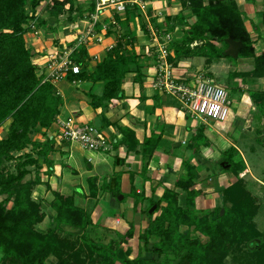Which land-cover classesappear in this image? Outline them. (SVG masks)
Listing matches in <instances>:
<instances>
[{"label":"crops","instance_id":"crops-1","mask_svg":"<svg viewBox=\"0 0 264 264\" xmlns=\"http://www.w3.org/2000/svg\"><path fill=\"white\" fill-rule=\"evenodd\" d=\"M71 1L74 2L71 15L60 18L51 16L50 7L53 0H43L33 13L35 19L32 21H36L39 34L31 31L25 36V40L27 48L32 50L34 65H40V74L45 71L51 56L78 50L81 39L87 36L89 29L94 26L95 34L101 38V42L90 38L92 42L85 46L88 52L87 70L93 72L96 64L106 57L107 52L121 43L129 55L135 53L141 58L143 77L140 81H135L136 74H131L123 85L125 98L113 100L107 108L97 110L91 106L87 96L93 86L90 81L65 80L54 84L63 99L58 117L66 120L76 113L81 122L93 125L113 142L112 150L105 154L96 152L89 155L92 151H87L81 146L78 148L68 142L59 143L55 137L58 125L54 124L48 131L51 138L55 137L53 148L46 159L40 160L42 169L39 176L43 184L33 190V199L48 205L54 200L55 193L74 196L76 206L91 216L93 224L85 231L90 240L103 245L118 244L119 246L115 247H119L121 255L130 260L138 257L157 260L158 256L147 248H152L158 239L150 238L146 241L141 239V235L145 233L150 222L161 214L156 213V210L166 190L175 191L179 194L180 205L185 204L186 193L176 187L178 181L187 179L185 164L189 163L195 167L199 175L200 182L196 190L201 195L196 199V210L213 211L220 208L223 206V191L237 182L232 173L224 171L228 166L223 154L232 148L239 152V161H244L247 167L240 178L245 179L251 190L252 172L239 143L242 139L261 135V130L254 127L253 112H247L250 103L240 92L236 93L232 100L234 108L239 109V112L237 115H230L226 121L229 128L231 126L239 131L241 137L236 139L232 136L235 132L232 128L219 131L212 126L213 132H210L203 127H192L178 98L157 87V46L161 43H167V62L171 77L177 83L194 85L202 76L215 81L216 74L226 73L218 66V62L209 63L204 56L180 59L176 57L175 51L172 50L173 45L181 43L190 27L197 21L191 11L183 6L182 0H118L119 4L107 5L98 14V0ZM209 1L205 0V3L208 4ZM236 2L244 15L247 30L256 41V38L261 37L260 28L263 30L264 0ZM119 5H123L124 10L120 11ZM69 8L70 5L67 6V9ZM94 14L97 15L96 22L91 19ZM167 37H170V42ZM261 41L264 43L263 38ZM196 46L197 44L192 45L193 48ZM259 50L264 52V48ZM235 65L237 67H233L234 70L248 73L254 68V59H239ZM226 74L232 82L231 74ZM220 86L229 88L231 85L227 83ZM97 90L100 93V90ZM260 125L264 130L263 120ZM8 128L7 123L0 129L2 136L6 135ZM122 128L133 130L141 145L153 136L160 137L161 142L153 156H146L142 146L137 151H130L126 145L121 144L124 140ZM200 129H203L207 145L202 144L199 150H195L191 148V140L198 135ZM41 142L46 143V139ZM117 160L120 161L118 165ZM86 166L89 171L85 170ZM49 169L50 174L47 173ZM36 173L37 171L33 172ZM82 175L85 177L84 181L74 180V177L81 178ZM116 175L121 177L120 191L123 196L120 198L103 188L105 180ZM252 180L255 181L254 178ZM93 190L97 192L96 198L91 196ZM261 192L263 193L262 190ZM127 197L130 200L126 203ZM100 205L111 207V216L114 219L108 217L104 220ZM162 206H166V203ZM46 210L47 218L39 225L42 231L53 227L54 212L51 209ZM183 228L187 227L181 229ZM62 229L64 235L74 234L75 238L84 233L71 227ZM132 231L133 236H128ZM1 259L2 255L0 261ZM57 262L54 257L49 259V264ZM160 262H163L162 258Z\"/></svg>","mask_w":264,"mask_h":264},{"label":"trees","instance_id":"trees-1","mask_svg":"<svg viewBox=\"0 0 264 264\" xmlns=\"http://www.w3.org/2000/svg\"><path fill=\"white\" fill-rule=\"evenodd\" d=\"M41 2L43 0H0V129L11 121L5 137L0 139V197L5 196L0 201V264H49L52 257L57 259V264H163L160 259L167 256V264H227L230 256H243L247 252L255 257L253 264H264V233L256 223L260 204L245 179L240 178L247 167L242 160L234 161V157L239 156L235 148L223 154L228 166L224 171L232 173L237 182L223 191L222 207L213 211L196 210L195 202L201 195L196 186L200 181L197 169L189 163L185 164L187 179L176 183V187L186 193L185 204L180 205L179 194L175 191L166 190L156 210L161 214L141 235L146 241L158 239L152 248H147L158 256L157 260L141 257L130 260L121 255L119 247H115L118 244L103 245L90 240L85 231L93 224L91 216L76 206L74 196L55 193L54 200L48 205L33 199V190L43 184L39 176L42 169L39 160L47 158L55 140L48 131L63 106L57 89L50 82H44L34 65L32 50L27 48L25 40L30 32L29 24L35 19L33 13ZM182 2L197 21L182 42L173 45L177 58L204 56L209 63L251 58L254 59L253 70L238 73L237 78L246 83L264 80V52L257 51L258 42L247 30L236 0H210L208 4L205 0ZM52 4L50 14L53 17L60 18L73 12L74 2L71 0H53ZM262 26L264 30V11ZM229 40L243 44L237 59L226 54L230 48ZM215 42L222 43L223 47ZM194 44L197 46L193 48ZM72 59L84 69L80 75L69 74L67 80L93 84L87 96L95 110L107 108L113 100L124 99L123 85L131 74H136L135 81L143 77L141 58L135 53L129 55L121 43L107 52L93 72L87 70L85 46L74 51ZM254 98L256 104L259 101L264 103V97L259 101ZM121 132L124 135L121 144L130 151H137L142 146L143 153L149 157L161 142L160 137L153 136L141 145L133 130L122 128ZM33 134H43L46 143L35 142ZM261 143L264 147V138ZM202 144L207 145V140L200 129L191 140V148L199 150ZM30 147L37 151L36 158L31 153L23 154ZM19 153L25 161L17 166V173H5V162L13 160ZM119 162L117 160L116 164ZM30 167H35L37 176L24 182L31 175ZM47 173H51L50 169ZM120 183L121 177L117 175L106 179L103 188L119 197ZM91 196L96 198L97 192L93 190ZM163 203L166 206H162ZM46 209L54 212L53 227L42 231L39 225L47 218ZM222 209L224 215H221ZM63 227L84 233L76 238L74 234L64 235ZM182 227L189 230L183 233ZM193 233L198 236L194 237ZM127 235L132 237L133 231Z\"/></svg>","mask_w":264,"mask_h":264},{"label":"built area","instance_id":"built-area-1","mask_svg":"<svg viewBox=\"0 0 264 264\" xmlns=\"http://www.w3.org/2000/svg\"><path fill=\"white\" fill-rule=\"evenodd\" d=\"M114 4H119L118 0H98L97 14L107 5ZM119 10H124V6L119 5ZM95 14L91 16L93 22L97 20ZM29 29L30 32L33 31L36 35L39 34L36 21L30 22ZM90 38H96L97 42H101V38L95 34L94 26L89 29L87 36L81 39V45L88 46L92 42ZM167 39L170 42V37H167ZM157 47L159 51L157 87L176 96L187 116L203 121L226 122L233 107V101L229 98L226 88L218 85L207 76L198 78V83L194 85L177 83L171 77L167 62V43H161ZM72 53L64 51L50 57L48 64L45 66V71L40 74L44 78V82H50L54 85L67 80L69 74L80 75L82 73L83 69L72 59ZM36 66L40 71V65ZM54 124L58 125L55 137L59 143H78L87 151L102 154L112 150L113 142L93 125L81 122L80 116L76 113L66 120L57 117Z\"/></svg>","mask_w":264,"mask_h":264},{"label":"rangeland","instance_id":"rangeland-1","mask_svg":"<svg viewBox=\"0 0 264 264\" xmlns=\"http://www.w3.org/2000/svg\"><path fill=\"white\" fill-rule=\"evenodd\" d=\"M260 35L264 39V31L261 28H260ZM261 37L256 38L257 39L256 41L258 42L257 44H259V42H261L258 46L259 49L264 48V43L261 41L262 40ZM215 44L220 46V47H223L222 43L215 42ZM258 48H257V51L259 50ZM235 59H237V58H235ZM225 60H227L229 62H227V61H216V62H218V66L220 68H223L224 72H226V73L228 72L229 74H231V78L233 80H232V82L229 81L230 80L229 75H227L226 73H221V74L215 75V79H216L215 82H217L218 85H226L227 83H228V85L229 84L231 85V86H229V88H226L228 95H229V98L231 100H233L235 98V94L238 92H240V94H242L243 96H246V101H249V103H250L249 104L250 106H248L249 109L247 110V112H250V111L253 112L252 114L254 115V118H255L253 120V125L255 128L257 127L258 129H260L261 130L260 134H262V136L259 134H256L257 135L256 137L252 136V137H248L247 139L246 138L242 139L240 141L239 145H240V148L242 150L243 155L245 156L246 163L248 164V166L252 172V175H251L252 178L250 177V182H251L250 188H251V190H253L252 188H256L253 191L257 195V199H258L259 204H260V211H259L258 216L256 217V223L258 225L259 230L262 233H264V147L261 143V139L264 138V134H263L264 130H262V128H261L262 126L260 125L262 120L264 122V108H263L264 103L262 101H259V98L264 97V80H259L256 82L250 81L248 83L243 82V80L241 78H237V76H236L239 72L237 70L233 69V67H237V65H235V64L238 62V60H237V62L233 59H225ZM232 69L234 70V72H230V71H233ZM254 97H256L257 101H259L260 103L256 104V100ZM237 106H238V104H237ZM237 106H236V108H237ZM238 112H239V109L236 110L233 106L231 108V114L230 115L231 116L237 115ZM188 117H189L190 124L192 127H199V128L203 127L204 129H207L210 132H213L212 126H214V128H216L219 131L220 130L226 131L229 128V125L226 122L203 121V120L191 118L190 116H188ZM8 124L10 127L11 121H9ZM230 128H232V130H235V132L232 134V136H235L236 139L241 137V135L239 134V131L236 130V128L231 127V126H230ZM263 128H264V125H263ZM1 133H2V131H0V139H3V137H5V136H2ZM43 139H46L43 134H33V140L35 142H38V143L44 145L41 142ZM73 145H74L73 147H78V148H80V146H81L78 143H73ZM29 153H31L32 155H35V158L37 157L36 156L37 151L35 149H33L32 147L25 150L23 154H29ZM95 153L96 152H93V153L91 152L89 155L95 154ZM20 155H22V153L15 154L13 160L5 162V164L3 166V170L5 171V173H7V174L17 173V166L25 161V159H23L24 157L21 158ZM40 160H41V158H40ZM234 161H236V162L239 161L238 156L234 157ZM29 170L31 171V176H28L24 182H27L30 179H34V176L37 174V173L33 174V172L36 171L35 167H30ZM85 170L89 171L87 166L85 167ZM74 178H75L74 180L78 181V182H80L81 180H83V181L85 180L84 175H82L81 178H78V177H74ZM253 178L255 179L256 182L254 180H252ZM261 190L263 191V193L261 192ZM79 192H80V190H79ZM121 196H123V195L121 194L118 198H120ZM1 199L2 200L5 199V196L1 197L0 201H1ZM134 199H136V198H134ZM125 200L127 203V202H129L130 199L127 197ZM136 200H140V198L136 199ZM121 202H123V201H121ZM11 206H12V204H10L9 208ZM99 207L101 208V211H103V214L105 217L104 220H106L108 217H112L111 216V214H112L111 210H113V209L111 207L108 208V206H105V205H100ZM111 219H114V217H112ZM102 230H104V229H102ZM97 231H99V230H97ZM181 231L183 233H186L187 228H183V229H181ZM193 235H194V237L198 236L196 233H193ZM248 247L250 248V246H248ZM1 255H2V253L0 252V256ZM254 259H255V257L253 256V254L251 252H247V254H245L243 256H240V254H238V255L234 254L233 256H230V258H228L226 260V263L227 264H253ZM162 260L164 262L163 264H167V261L169 260V256H167L166 258H162Z\"/></svg>","mask_w":264,"mask_h":264},{"label":"water","instance_id":"water-1","mask_svg":"<svg viewBox=\"0 0 264 264\" xmlns=\"http://www.w3.org/2000/svg\"><path fill=\"white\" fill-rule=\"evenodd\" d=\"M228 44L230 45V48L227 50L226 54L233 57L238 58L239 57V51L243 47V44L241 42H233L231 40L228 41ZM225 210L222 209L221 215H224Z\"/></svg>","mask_w":264,"mask_h":264}]
</instances>
